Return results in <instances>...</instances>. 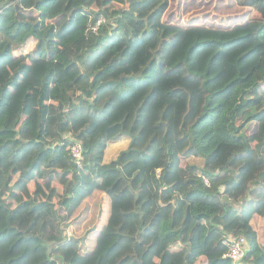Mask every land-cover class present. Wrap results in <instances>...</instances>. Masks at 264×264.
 <instances>
[{
  "label": "clouds",
  "instance_id": "1",
  "mask_svg": "<svg viewBox=\"0 0 264 264\" xmlns=\"http://www.w3.org/2000/svg\"><path fill=\"white\" fill-rule=\"evenodd\" d=\"M0 264H264V0H0Z\"/></svg>",
  "mask_w": 264,
  "mask_h": 264
},
{
  "label": "trees",
  "instance_id": "2",
  "mask_svg": "<svg viewBox=\"0 0 264 264\" xmlns=\"http://www.w3.org/2000/svg\"><path fill=\"white\" fill-rule=\"evenodd\" d=\"M178 110H179V107H178ZM121 148H122V145H120V144L113 145L110 154L115 155L116 153H119Z\"/></svg>",
  "mask_w": 264,
  "mask_h": 264
}]
</instances>
